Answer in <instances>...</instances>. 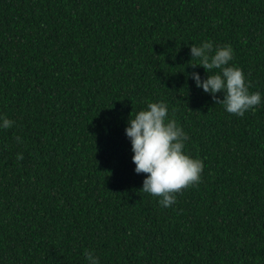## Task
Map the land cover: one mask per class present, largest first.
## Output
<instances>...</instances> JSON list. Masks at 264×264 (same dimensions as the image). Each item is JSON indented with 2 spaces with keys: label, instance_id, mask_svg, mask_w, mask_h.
<instances>
[{
  "label": "trees",
  "instance_id": "trees-1",
  "mask_svg": "<svg viewBox=\"0 0 264 264\" xmlns=\"http://www.w3.org/2000/svg\"><path fill=\"white\" fill-rule=\"evenodd\" d=\"M203 42L264 97V0H0V264H264V103L196 88ZM161 101L204 165L168 208L125 135Z\"/></svg>",
  "mask_w": 264,
  "mask_h": 264
},
{
  "label": "clouds",
  "instance_id": "clouds-1",
  "mask_svg": "<svg viewBox=\"0 0 264 264\" xmlns=\"http://www.w3.org/2000/svg\"><path fill=\"white\" fill-rule=\"evenodd\" d=\"M190 55L191 60L199 61V67L205 70L207 77L202 78L193 71L187 74V78L194 82L196 88L210 95L216 104L222 105L227 113L242 117L264 103L260 92H250L243 71L232 65L231 45L214 49L211 43L203 42L199 46H191ZM209 72L213 74L209 75ZM218 93L223 94V99L218 98ZM13 124L14 121L0 117V129L11 128ZM125 135L131 144L135 173L146 174L141 191L159 198L158 203L162 207H171L176 202V194L199 183L203 161L185 153L190 137L169 117V109L164 102L148 103L134 117L130 114ZM85 258L87 264H100L92 252L86 253Z\"/></svg>",
  "mask_w": 264,
  "mask_h": 264
}]
</instances>
